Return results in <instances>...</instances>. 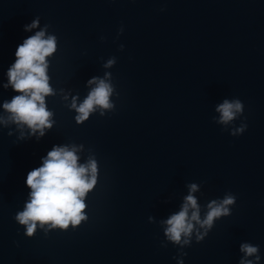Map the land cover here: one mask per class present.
<instances>
[{
  "label": "clouds",
  "instance_id": "clouds-1",
  "mask_svg": "<svg viewBox=\"0 0 264 264\" xmlns=\"http://www.w3.org/2000/svg\"><path fill=\"white\" fill-rule=\"evenodd\" d=\"M37 24L38 19H33L31 23L22 25V30L28 32ZM46 27L22 38L13 52L14 60L5 72L7 82L3 87H10L16 94L0 102V109H3L0 125L14 124L20 137L27 130L29 136L35 134L40 138L45 135V129L54 123L53 111L46 101V97L54 93L49 83L47 58L56 51L58 39L54 33H46ZM122 31L123 26L117 29V35ZM119 48L122 50L123 44ZM114 63L115 58H112L105 66ZM87 84L93 86L83 100L77 103V97L73 96L68 105L75 110L77 124L86 121L98 109L113 108L110 100L113 85L110 81L93 76ZM243 108V102L238 98L224 99L216 106L219 113L216 122L227 127L231 136H239L247 128L242 116ZM100 115L104 116L105 112L100 111ZM237 119L239 125L233 126ZM79 159L78 146L53 144L40 157L39 165L25 173L23 185L28 190L27 199L12 217L18 226H22L25 237H32L37 229L47 236L50 230L65 231L70 226L75 229L81 222L87 221L86 199L98 182V162L94 157L83 163L78 162ZM187 187L188 194L179 210L161 221L163 240L160 246L166 247L171 243L177 249V255L173 257L175 264H184V249L192 242L202 241L219 218L229 216L236 200L233 193L225 192L222 197L209 200L202 215L198 198L193 195L198 185L190 183ZM238 251L243 254L238 258V264H257L261 260L259 245L244 241L239 243Z\"/></svg>",
  "mask_w": 264,
  "mask_h": 264
}]
</instances>
